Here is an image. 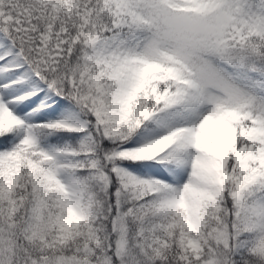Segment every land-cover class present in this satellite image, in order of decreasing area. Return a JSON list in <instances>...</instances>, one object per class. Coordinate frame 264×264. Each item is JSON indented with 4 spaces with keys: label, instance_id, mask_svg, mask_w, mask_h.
I'll use <instances>...</instances> for the list:
<instances>
[{
    "label": "snow or ice",
    "instance_id": "obj_1",
    "mask_svg": "<svg viewBox=\"0 0 264 264\" xmlns=\"http://www.w3.org/2000/svg\"><path fill=\"white\" fill-rule=\"evenodd\" d=\"M0 264H264V0H0Z\"/></svg>",
    "mask_w": 264,
    "mask_h": 264
}]
</instances>
